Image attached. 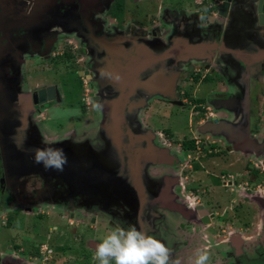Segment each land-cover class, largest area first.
I'll return each instance as SVG.
<instances>
[{
	"label": "flooded vegetation",
	"instance_id": "flooded-vegetation-1",
	"mask_svg": "<svg viewBox=\"0 0 264 264\" xmlns=\"http://www.w3.org/2000/svg\"><path fill=\"white\" fill-rule=\"evenodd\" d=\"M161 1L0 0V264H99L95 246L132 225L173 264H264V0L159 4L139 20ZM66 76L81 119L48 135ZM166 107L191 113L183 136L156 126ZM49 146L68 155L62 173L33 162ZM38 227L47 261L20 236Z\"/></svg>",
	"mask_w": 264,
	"mask_h": 264
},
{
	"label": "clouds",
	"instance_id": "clouds-1",
	"mask_svg": "<svg viewBox=\"0 0 264 264\" xmlns=\"http://www.w3.org/2000/svg\"><path fill=\"white\" fill-rule=\"evenodd\" d=\"M94 107L102 109L99 102ZM33 162L42 165L45 171L62 173L69 158L63 147L49 146L34 149ZM149 231L147 227L137 228L135 225L114 229L95 246L94 259L99 264H173L171 250ZM208 259L206 252L198 254L195 264H207Z\"/></svg>",
	"mask_w": 264,
	"mask_h": 264
},
{
	"label": "rangeland",
	"instance_id": "rangeland-1",
	"mask_svg": "<svg viewBox=\"0 0 264 264\" xmlns=\"http://www.w3.org/2000/svg\"><path fill=\"white\" fill-rule=\"evenodd\" d=\"M164 1V2H163ZM163 2V3H162ZM159 4L164 5H170V4H177L178 6L182 7L184 10H187L189 13L192 11H195L197 6L195 5V0H162L161 3L158 2L156 5H150L145 4L144 6L140 7L138 11V17L139 20L142 19L145 14L151 13L152 11H155L156 7L159 6ZM142 16V18H141ZM65 81L68 82L69 87L71 90L67 91V100L64 102V107L62 109H58L53 111L50 115L51 119L43 122L40 125V128L42 132L47 133L48 135H56L62 133L63 131H67L69 127H71L72 122H77L81 119V113H80V104L79 100L82 95V91L80 86L73 81L72 76H66ZM48 78H52L53 80H56L57 82H60L64 79H62L57 74L49 75ZM203 90L209 92V87H205ZM165 115L167 116L166 119L163 118L164 112L161 113V118L159 120L155 119L156 126L159 127H167L170 128L176 136L181 137L185 133L189 131L191 128V113L189 111H183L179 109H175L173 107H166L165 108ZM62 115V116H61ZM161 120V121H160ZM233 122V121H232ZM91 140H93L91 138ZM240 152V151H237ZM7 214L5 211L0 216V246L3 245L4 242L8 241L11 233H8L7 230L3 227L4 223L6 222ZM5 221V222H4ZM49 225V224H48ZM22 228V227H20ZM40 228H36V230L27 231L25 233H21L20 236L23 237L25 240L30 241L32 243L38 244L42 243L44 244V249L42 247L44 257L46 254H48V250L46 249L47 245H45L48 241L46 236L42 235V233L39 231ZM24 241V240H23ZM30 247V246H29ZM1 251V247H0ZM47 261V260H44Z\"/></svg>",
	"mask_w": 264,
	"mask_h": 264
},
{
	"label": "water",
	"instance_id": "water-1",
	"mask_svg": "<svg viewBox=\"0 0 264 264\" xmlns=\"http://www.w3.org/2000/svg\"><path fill=\"white\" fill-rule=\"evenodd\" d=\"M221 2H223V7L222 8H227L230 6V0H220ZM192 51H197L195 47H192L191 48ZM52 92V90H50ZM42 96L44 97L42 99V103H45L47 102V99H46V96H45V92L43 91L42 93ZM54 99V95H53V92L50 94L49 96V100H53ZM215 123H217V121H215ZM223 130H225V128H223ZM232 129L230 128V141L231 143L235 144V146L241 144V143H244L245 146L251 144V141H249L248 138L246 137H240V136H236V135H233V130L231 131ZM207 132V131H206ZM223 133H226L225 131ZM250 142V143H249Z\"/></svg>",
	"mask_w": 264,
	"mask_h": 264
},
{
	"label": "built area",
	"instance_id": "built-area-1",
	"mask_svg": "<svg viewBox=\"0 0 264 264\" xmlns=\"http://www.w3.org/2000/svg\"><path fill=\"white\" fill-rule=\"evenodd\" d=\"M48 252H50V251H48ZM47 258H48V254L45 255L44 260H47Z\"/></svg>",
	"mask_w": 264,
	"mask_h": 264
},
{
	"label": "trees",
	"instance_id": "trees-1",
	"mask_svg": "<svg viewBox=\"0 0 264 264\" xmlns=\"http://www.w3.org/2000/svg\"><path fill=\"white\" fill-rule=\"evenodd\" d=\"M11 222H12V221H11ZM11 222H10V224H9L10 226H12V223H11Z\"/></svg>",
	"mask_w": 264,
	"mask_h": 264
}]
</instances>
